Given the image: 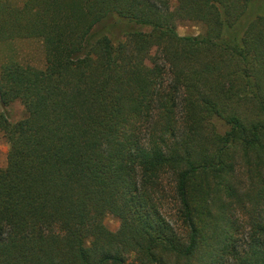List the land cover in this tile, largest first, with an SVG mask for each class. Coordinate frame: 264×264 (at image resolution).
I'll use <instances>...</instances> for the list:
<instances>
[{
  "label": "trees",
  "instance_id": "16d2710c",
  "mask_svg": "<svg viewBox=\"0 0 264 264\" xmlns=\"http://www.w3.org/2000/svg\"><path fill=\"white\" fill-rule=\"evenodd\" d=\"M263 7L0 0V264H264Z\"/></svg>",
  "mask_w": 264,
  "mask_h": 264
},
{
  "label": "rangeland",
  "instance_id": "374dc122",
  "mask_svg": "<svg viewBox=\"0 0 264 264\" xmlns=\"http://www.w3.org/2000/svg\"><path fill=\"white\" fill-rule=\"evenodd\" d=\"M17 1L20 4L24 2V0ZM171 4L174 8L177 0H171ZM257 7L262 8V6ZM177 29L181 35H196L203 33L205 27L198 21L181 20L178 21ZM10 60L18 61L24 65L43 68L45 66V49L42 40L39 38H15L10 41H0V68L3 63ZM2 111H5L12 121H17L25 115L24 105L20 101H14L7 106L0 105V112ZM216 123L220 131L226 129V125L222 121L216 120ZM9 149L10 141L8 135L5 132H0V167L6 166ZM172 209V205L168 206L167 212H174V209ZM104 222L110 230L117 231L121 225V218L113 214H107ZM132 258L133 255H130L129 259Z\"/></svg>",
  "mask_w": 264,
  "mask_h": 264
}]
</instances>
